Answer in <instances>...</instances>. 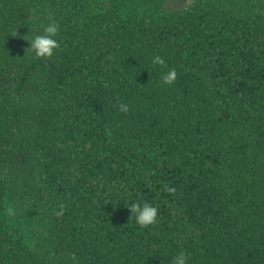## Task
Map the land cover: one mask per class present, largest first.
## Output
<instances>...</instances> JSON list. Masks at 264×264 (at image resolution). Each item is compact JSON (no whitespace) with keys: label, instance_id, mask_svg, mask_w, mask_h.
<instances>
[{"label":"trees","instance_id":"1","mask_svg":"<svg viewBox=\"0 0 264 264\" xmlns=\"http://www.w3.org/2000/svg\"><path fill=\"white\" fill-rule=\"evenodd\" d=\"M163 1L0 0V264H264V0Z\"/></svg>","mask_w":264,"mask_h":264},{"label":"clouds","instance_id":"2","mask_svg":"<svg viewBox=\"0 0 264 264\" xmlns=\"http://www.w3.org/2000/svg\"><path fill=\"white\" fill-rule=\"evenodd\" d=\"M60 33V24L56 21L54 17H49V22L43 27L42 34H37L32 37L29 41V50L38 59H51L57 49L60 48V43L57 39ZM17 33L13 32V36ZM26 39V37H24ZM153 66L166 67L165 60L160 55H154L152 59ZM177 79V72L175 69H170L161 75V81L164 85H172ZM114 107L121 113L127 114L130 111L129 104L122 102L119 97L116 98V103ZM167 193L171 195L176 194V188L174 186H165L164 189ZM131 213L130 218H135V222L141 228H147L151 225H155L158 217V209L147 202L132 203L128 206ZM67 209V205L63 202L59 203L58 206L53 210V214L60 218L64 215ZM6 215L14 216L15 209L12 206H8L5 209ZM190 257L185 251H180L177 253L171 261V264H188Z\"/></svg>","mask_w":264,"mask_h":264},{"label":"rangeland","instance_id":"3","mask_svg":"<svg viewBox=\"0 0 264 264\" xmlns=\"http://www.w3.org/2000/svg\"><path fill=\"white\" fill-rule=\"evenodd\" d=\"M190 0H164L163 8L166 11L179 10L186 6Z\"/></svg>","mask_w":264,"mask_h":264}]
</instances>
